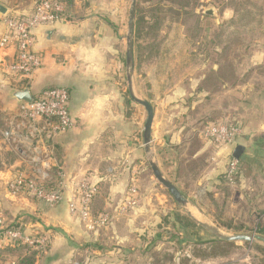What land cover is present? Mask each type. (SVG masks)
<instances>
[{
    "label": "crops",
    "instance_id": "crops-1",
    "mask_svg": "<svg viewBox=\"0 0 264 264\" xmlns=\"http://www.w3.org/2000/svg\"><path fill=\"white\" fill-rule=\"evenodd\" d=\"M36 1L0 0V6L7 13L26 15L33 11ZM73 1L66 2L59 20L34 30V48L42 56V65L32 75L14 77L5 72L4 65L15 58L17 48L12 43L0 50V98L6 106L3 116L9 131L5 134L0 128V212L9 223L20 222L27 233L56 227L52 230L49 249L44 255H37V264H72L81 252H88L93 264H122L126 259L122 245L107 250L103 243L118 236L106 235L108 227L90 236L86 231L75 232L73 228L81 223L70 216L68 202L75 199L79 203L80 184L89 182L97 186L91 202L94 216L105 209L113 212L124 209V198L131 186L141 195L140 205L133 208V214L149 209L155 177L143 143L146 111L129 95L125 41L116 23L108 22L105 15L94 14L93 10L86 13L72 10ZM5 32V25L0 23V35ZM182 46L185 45H180L181 58L175 64L189 66L190 76L184 81L187 84L176 87L173 93H166L159 78L168 64L154 58L153 74L158 75L154 78L147 74L145 60L138 59L134 51L137 91L154 109L152 146L159 167L169 179H176L179 174L191 171L190 162L207 156L205 161L212 167L205 168L200 181L206 187H215L221 182L229 152L215 150L194 127L198 128L206 120L230 118L244 126V134L234 147V150L238 145L245 148L240 158V176L244 177L252 164L251 156L258 155L260 161L264 160V149H261L264 147V83L258 90L247 92L244 89L247 82H241L238 74L239 78L231 85L229 77L221 73L224 60L218 44L212 43L206 54L199 49L200 43ZM26 86L33 98L45 89H67L73 127L53 134L49 132L48 120L38 118L31 122L21 116L19 110L23 103L13 98L10 90ZM191 113L195 117L188 122L186 118ZM55 122L51 120L50 124ZM192 140L198 143L194 149ZM7 152L12 155L11 159L6 157ZM262 163L256 169L263 174ZM41 170L43 176L39 174ZM19 174H38L39 180L48 177L62 187V200L53 208L39 200L31 201L30 193L11 195L8 184ZM133 220L114 218L110 225L117 227L126 223L128 226ZM83 241H93L88 244L93 247L92 251L82 249ZM15 248L0 238V259L4 264L17 263L19 255L14 254Z\"/></svg>",
    "mask_w": 264,
    "mask_h": 264
},
{
    "label": "rangeland",
    "instance_id": "rangeland-1",
    "mask_svg": "<svg viewBox=\"0 0 264 264\" xmlns=\"http://www.w3.org/2000/svg\"><path fill=\"white\" fill-rule=\"evenodd\" d=\"M66 1L63 2L65 6H67ZM73 3L75 4L72 10H79L80 13L93 10L94 14L105 15V20L108 22L116 23V27L121 31L125 41L131 0H74ZM153 5H155L153 2L137 0V10H139V14L137 11L136 16V21L139 19L136 32L137 44L146 45V50L148 43L154 40L177 45L184 41L186 33V38L196 44L200 43L199 49L205 54L209 51V47L212 48V43L220 45L222 52L228 46L230 52L227 51L226 61L223 58L222 69L226 70L225 74L230 78L231 85L239 78V75L242 78L241 82H247V87L244 88L247 92L258 90L264 83V0H192L191 4L185 8L178 5L168 6V3H164L158 8ZM208 9H211L217 16L206 14ZM152 17H160L164 24L160 27L150 26L149 23L154 20ZM180 45L173 52L175 55L168 58V66L159 76L161 86H165L166 93H173L176 87L187 84L184 81L190 76L188 75L190 73L189 66L175 64L181 58L179 55ZM138 51L143 54L139 49ZM147 51L145 52L147 53ZM149 52L148 58L144 57L146 71L147 74H152L154 78H157L158 75L153 74L152 69L154 58H150L154 54L150 50ZM168 52L170 51L168 50ZM229 64H232L231 67ZM3 101L4 99L0 98V128L6 134V131H9L3 116L4 109H6ZM201 109L204 111L205 106H202ZM14 113L15 111H12V115ZM19 113L23 116L22 107H20ZM194 117V113L188 114L186 121L191 122ZM208 122L210 120L197 125L198 128L194 127L196 132H200L201 137L203 127ZM253 140L252 143L256 142ZM206 142L210 143L208 140ZM197 144L195 140H192L191 148L194 149ZM212 145L215 150L220 148L215 144ZM6 157L11 159L10 152H7ZM202 157L204 158L195 160L196 166L189 173L179 174L176 179L170 178V180L184 194L190 195L194 202L223 229L235 233L256 232L261 234L259 230H264V173L262 174L261 170L256 169L257 164L263 165L264 160L260 161L261 156H251L250 168L245 171L244 177H241L242 175L236 177L233 183H229L225 179V169L228 163L226 161L221 182L215 187H206L200 181L203 176L202 172L211 166V163L205 161L207 156L202 155ZM43 172L41 170L39 174L43 176ZM37 175L30 177L37 178ZM37 180L47 182L48 177ZM154 181L155 191L151 197L152 202L149 209L140 212L137 210L139 213L133 214V210L138 208L141 201V195L137 192V203L134 209H120L116 212L105 209L94 216L91 208V216L98 217L103 214L107 218L104 225L94 228L88 227L86 221L81 219L78 214L73 215L69 211L70 216L79 219L81 223V226L73 228L74 231L77 230L79 234L86 231L90 236L100 229L108 227L106 235L113 236L115 234L118 238L104 240V247L107 250H115L116 245L121 244L123 250L126 251V259L121 262L122 264H264L263 246L259 245L260 248L256 246L257 244L244 241H231V245L217 242L210 232L195 223L175 204L169 191L156 178ZM32 196L31 201L38 202L39 200L41 202L39 198ZM129 217L134 220L128 226L126 223L117 227L110 225L114 218L127 219ZM54 229H56L55 226L31 233L36 236L48 233L51 245L52 230ZM89 243L83 241L82 249L87 248L86 250L92 251L93 247L90 245L93 241L90 245H88ZM34 251L29 246L22 244V247L17 248L14 254L18 256ZM90 259L88 252H81L77 258L72 260V264H93Z\"/></svg>",
    "mask_w": 264,
    "mask_h": 264
},
{
    "label": "built area",
    "instance_id": "built-area-1",
    "mask_svg": "<svg viewBox=\"0 0 264 264\" xmlns=\"http://www.w3.org/2000/svg\"><path fill=\"white\" fill-rule=\"evenodd\" d=\"M65 12L62 0H41L36 3L35 8L29 14L22 15L13 12L5 15L0 14V23L6 27V32L0 35V50L6 49L14 43L17 48L15 58L5 63L4 71L14 77H29L42 65V56L35 48L34 30L41 26L55 22ZM69 92L63 87H55L43 90L31 103L22 104L23 117L35 121L38 118L48 120L49 132L59 134L72 128L74 120L69 110ZM51 120H56L51 123ZM204 140L229 152V160L225 169V179L233 183L242 171L240 159L233 157L234 147L237 140L244 134L243 126L237 121L228 118L211 121L204 125L201 132ZM62 187L47 190L36 178L18 175L8 184L11 195L17 196L21 193H30L36 196L48 207H54L63 198ZM79 203L71 199L69 211L78 214L86 221L87 226L94 228L107 222L105 215L91 216V202L97 193V186L89 182L80 184ZM137 203V189L131 186L124 198V210L132 209ZM36 236L27 233L24 227H10V223L3 213L0 212V238L10 245L24 244L35 251L43 252L50 244V235ZM77 264V263H76Z\"/></svg>",
    "mask_w": 264,
    "mask_h": 264
},
{
    "label": "water",
    "instance_id": "water-1",
    "mask_svg": "<svg viewBox=\"0 0 264 264\" xmlns=\"http://www.w3.org/2000/svg\"><path fill=\"white\" fill-rule=\"evenodd\" d=\"M137 0H131L128 16L127 31L125 34V73L130 97L146 111V119L143 129V143L147 155L148 163L152 169L154 177L169 191L175 203L183 210L195 223L210 232L214 237L223 241H244L264 247V235L252 233L229 232L220 227L196 202L186 196L160 169L157 154L152 146V125L154 119V109L152 104L141 97L135 84V60H134V36L136 21ZM2 13V14H1ZM207 14H212L211 9L206 10ZM0 14H7L6 8L0 6ZM10 95L20 103H31L33 96L28 86L22 89H11ZM244 146L238 145L233 157L240 159Z\"/></svg>",
    "mask_w": 264,
    "mask_h": 264
},
{
    "label": "trees",
    "instance_id": "trees-1",
    "mask_svg": "<svg viewBox=\"0 0 264 264\" xmlns=\"http://www.w3.org/2000/svg\"><path fill=\"white\" fill-rule=\"evenodd\" d=\"M41 0H37L36 2H39ZM63 2H65L66 0H62ZM146 1H149V2H153L155 5L153 6H156L157 8L159 6H163L164 3H168V6H173V5H178V6H181L182 8H185V7H188L190 4H191V1L192 0H146ZM67 2V1H66ZM169 8H172V7H169ZM157 10V9H156ZM137 11H138V14H139V10H136V16H137ZM153 18V17H152ZM142 19V18H141ZM143 19H145V16H143ZM142 19V20H143ZM154 19V20H153ZM152 20V23H149L150 26H162V23L163 20H160V17H154ZM138 20L135 21V36H134V51L136 52L137 54V57L138 59H144V57H147L148 58V55L150 54L149 50L153 52L154 55L150 56V58H156V59H159L163 62H166L168 64V58H172L175 54H173V52L176 50L177 47H179L180 44H184L185 46H182V47H186L188 44H191V43H195L194 41L192 40H189L188 38H186V33L184 35V38H183V42H181L180 44H170V43H160L159 40H154V41H151L149 42L146 50V45L144 46L142 43L141 44H137L136 43V38H137V26H138ZM162 21V22H161ZM138 49L145 55L141 54ZM168 50L170 52H168ZM182 49H180V52H181ZM147 51V53L145 52ZM225 51V52H224ZM221 54V57L225 59V61L227 60V51L230 52V49L228 48V46L225 48ZM182 53V52H181ZM184 53V52H183ZM177 55V54H176ZM158 56V57H157ZM190 56V55H189ZM231 58V57H230ZM232 59V58H231ZM232 64H229V67H231ZM226 70L225 69H222L221 73H226L225 72ZM221 75V74H220ZM230 79V78H229ZM230 121H233L232 119L229 118ZM212 122L214 121H217L215 119L211 120ZM241 161V160H240ZM189 167L191 169L195 168L196 166V163H195V160L190 162V164H188ZM241 175V174H240ZM239 175V177H240ZM38 179V178H36ZM41 182V181H40ZM41 184L43 185V187H45L47 190H53V189H57L58 187H60L57 183L53 182L52 180L50 181V179L47 181V182H41ZM175 202V201H174ZM176 204V203H175ZM177 206V205H176ZM24 227L20 222H12L10 223V227ZM259 232L261 234H264V230L263 229H260ZM215 240L219 243H223V244H232L231 241H223V240H220L218 238L215 237ZM16 248H20L22 247V244H18V245H15ZM257 247H260L259 245H256ZM50 247V244H48V246L46 247V250L43 251V252H40V253H36L35 251L34 252H30V253H26V254H20L19 255V259L17 261L16 264H37V254H43L44 252H46ZM261 248V247H260ZM13 250V249H12ZM5 262L3 260L0 259V264H4Z\"/></svg>",
    "mask_w": 264,
    "mask_h": 264
}]
</instances>
